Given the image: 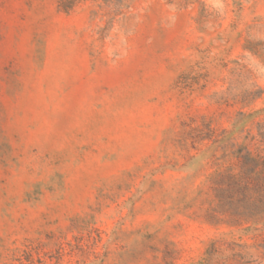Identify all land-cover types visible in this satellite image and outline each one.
Masks as SVG:
<instances>
[{"label":"rangeland","instance_id":"1","mask_svg":"<svg viewBox=\"0 0 264 264\" xmlns=\"http://www.w3.org/2000/svg\"><path fill=\"white\" fill-rule=\"evenodd\" d=\"M264 0H0V264H264Z\"/></svg>","mask_w":264,"mask_h":264},{"label":"trees","instance_id":"2","mask_svg":"<svg viewBox=\"0 0 264 264\" xmlns=\"http://www.w3.org/2000/svg\"><path fill=\"white\" fill-rule=\"evenodd\" d=\"M259 161L249 158L245 161L243 170L239 174H228L226 183L222 184L221 181L220 196L222 198L233 199L235 196H241L243 199L253 197L252 190L258 193L264 190V168L257 171Z\"/></svg>","mask_w":264,"mask_h":264}]
</instances>
